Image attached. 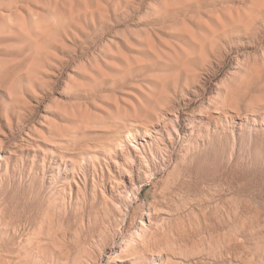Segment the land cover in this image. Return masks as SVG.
Wrapping results in <instances>:
<instances>
[{
    "label": "rangeland",
    "instance_id": "obj_1",
    "mask_svg": "<svg viewBox=\"0 0 264 264\" xmlns=\"http://www.w3.org/2000/svg\"><path fill=\"white\" fill-rule=\"evenodd\" d=\"M9 3L18 7L0 11V264H264L260 173L249 178L241 170L244 179L231 183L222 173L211 175L205 188L190 187L178 204L160 203L148 189L154 177L177 186L187 175L179 165L141 182V169H152L153 157L171 159L177 145L211 157L227 148L233 158L238 138L245 149L264 147V121L246 127L210 118L196 103L202 89L194 82L177 94L164 120L153 123L141 111L151 89H160L166 102L173 78L157 71L141 83L149 62L183 61L195 81L191 52L181 54L176 38L199 39L206 23L239 19L240 0ZM65 33L73 36L74 51L65 48ZM229 39L239 44L222 42L221 66L264 44V16L236 24ZM201 57L208 59L204 49ZM217 66L207 64L204 75ZM133 109L140 122L130 129L131 143L115 144V124L133 120ZM185 117L194 118L188 128ZM54 138L87 145L84 162Z\"/></svg>",
    "mask_w": 264,
    "mask_h": 264
},
{
    "label": "clouds",
    "instance_id": "obj_2",
    "mask_svg": "<svg viewBox=\"0 0 264 264\" xmlns=\"http://www.w3.org/2000/svg\"><path fill=\"white\" fill-rule=\"evenodd\" d=\"M36 2L37 0H33V3ZM22 6L27 7V5ZM17 7V5L9 3V0H0V11H15ZM235 11L236 9H233V12ZM239 12V19L229 17L226 24L224 22L206 23L204 29L200 30L199 39L184 36L176 38L177 48L181 54L189 50L191 52L188 62L192 70L199 74L195 81L192 80L190 74L185 72L183 61L175 66H158L154 62H149V66L141 72V83L150 80L152 73L157 71L171 73L173 78L167 85L166 102L161 98L160 89L158 88L150 90V98L147 104L141 101V111L144 112L145 117H150L153 123L164 120V113L173 111V102L177 100V94L183 95V87H188L194 82L199 84L202 89L196 103L205 107L210 118H218L221 122L232 119L237 125L244 124L246 127L261 126L260 124H253V121H264V44L249 51V54L243 60H229L222 66L218 57L219 50L224 47L222 42H227L230 46L239 44L238 40L229 39L236 24L243 27L250 18L254 23L255 19L264 16V0H240ZM245 31H253V29L247 27ZM64 38L67 41L65 48L74 51L73 36L65 33ZM201 49L208 53L206 61L201 57ZM236 50L239 51V48ZM212 61H216L218 66L214 75L206 77L204 75L206 65ZM92 75L93 73L90 71L88 76ZM70 80L76 81L82 88L88 87L87 81H77L76 76H71ZM134 86L140 87V83H135ZM100 99L103 100L105 97L101 95ZM91 103L97 104L98 101L93 98ZM131 115L133 120H130L127 124L123 122L115 124L113 128V142L115 144L125 141L131 143L129 138L132 132L130 129L134 126V122H140L136 119L137 112L135 109H133ZM184 119L186 128L194 121V118L190 117ZM192 130L194 129H190L185 134L186 138L182 143L186 144L191 139ZM50 142L56 143L66 151H79L81 153L79 162H84L83 156L86 154L87 145L67 144L58 138H54ZM175 151L177 154L171 159L168 157L159 159L153 157V168L147 172L141 169L144 174L141 182L152 172L161 176L169 173V170L174 172L177 165L187 173L175 187H168L165 181L153 178L148 191L154 196L158 195L160 203L163 204H178L184 194L190 190V187L199 185L201 188H205L204 181L214 174H224V178L229 183L237 179H244L241 170L246 171L249 178L257 173L264 176V147L245 149L243 137L238 138L235 158L227 148L218 157L205 155L203 149L193 154L188 148L179 145L176 146ZM230 173L231 175H229ZM0 211H3V209H0Z\"/></svg>",
    "mask_w": 264,
    "mask_h": 264
},
{
    "label": "bare ground",
    "instance_id": "obj_3",
    "mask_svg": "<svg viewBox=\"0 0 264 264\" xmlns=\"http://www.w3.org/2000/svg\"><path fill=\"white\" fill-rule=\"evenodd\" d=\"M146 136H147V137H151V136H153V132L149 130L148 133L146 134ZM107 146L109 147V144H107ZM1 159H2V157H0V160H1ZM125 164L128 165V166H130L129 164H131V163L128 161V162H125ZM124 169H125L126 171H128L127 168H124ZM120 181H122V180H120ZM120 181H119L118 184H117V183H116V184H117V185H123V183L120 182Z\"/></svg>",
    "mask_w": 264,
    "mask_h": 264
}]
</instances>
